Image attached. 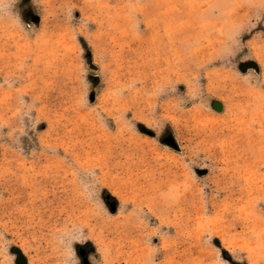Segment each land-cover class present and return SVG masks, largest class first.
<instances>
[{"label": "rangeland", "instance_id": "374dc122", "mask_svg": "<svg viewBox=\"0 0 264 264\" xmlns=\"http://www.w3.org/2000/svg\"><path fill=\"white\" fill-rule=\"evenodd\" d=\"M18 258L264 264V0H0Z\"/></svg>", "mask_w": 264, "mask_h": 264}, {"label": "water", "instance_id": "95a60500", "mask_svg": "<svg viewBox=\"0 0 264 264\" xmlns=\"http://www.w3.org/2000/svg\"><path fill=\"white\" fill-rule=\"evenodd\" d=\"M248 66H249V65H248ZM250 66L253 67L254 65H250ZM240 68L243 69L244 66H241ZM213 107H214L215 109H218V108H219V105H218L217 103H214V104H213ZM21 262H22V261H21V258H18L17 261H16V264H19V263H21Z\"/></svg>", "mask_w": 264, "mask_h": 264}]
</instances>
